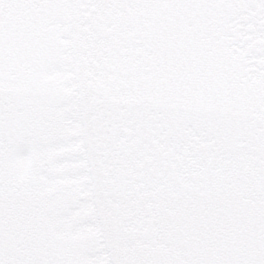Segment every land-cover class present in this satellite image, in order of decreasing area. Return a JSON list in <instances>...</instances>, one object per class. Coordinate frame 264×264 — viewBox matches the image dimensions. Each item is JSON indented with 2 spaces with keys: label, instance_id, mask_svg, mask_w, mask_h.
<instances>
[{
  "label": "snow or ice",
  "instance_id": "snow-or-ice-1",
  "mask_svg": "<svg viewBox=\"0 0 264 264\" xmlns=\"http://www.w3.org/2000/svg\"><path fill=\"white\" fill-rule=\"evenodd\" d=\"M0 264H264V0H0Z\"/></svg>",
  "mask_w": 264,
  "mask_h": 264
}]
</instances>
